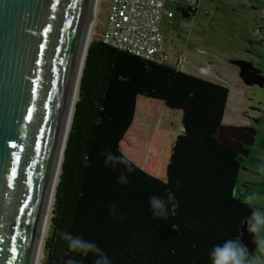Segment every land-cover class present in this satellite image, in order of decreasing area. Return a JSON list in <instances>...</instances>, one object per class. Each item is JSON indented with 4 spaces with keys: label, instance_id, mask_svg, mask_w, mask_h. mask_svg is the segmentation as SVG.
Masks as SVG:
<instances>
[{
    "label": "trees",
    "instance_id": "16d2710c",
    "mask_svg": "<svg viewBox=\"0 0 264 264\" xmlns=\"http://www.w3.org/2000/svg\"><path fill=\"white\" fill-rule=\"evenodd\" d=\"M196 11L174 5L170 20ZM165 60L89 43L43 264H211L225 240L246 248L254 211L235 194L239 152L219 135L229 90ZM63 233L97 251L73 252Z\"/></svg>",
    "mask_w": 264,
    "mask_h": 264
},
{
    "label": "water",
    "instance_id": "95a60500",
    "mask_svg": "<svg viewBox=\"0 0 264 264\" xmlns=\"http://www.w3.org/2000/svg\"><path fill=\"white\" fill-rule=\"evenodd\" d=\"M98 1L0 0V264H39Z\"/></svg>",
    "mask_w": 264,
    "mask_h": 264
},
{
    "label": "rangeland",
    "instance_id": "374dc122",
    "mask_svg": "<svg viewBox=\"0 0 264 264\" xmlns=\"http://www.w3.org/2000/svg\"><path fill=\"white\" fill-rule=\"evenodd\" d=\"M110 1H98L89 43L101 38ZM263 7L264 0H199L192 18L164 19L161 27L166 63L228 88L223 125L231 126L232 131L225 134L226 143L239 152L241 163L235 194L247 202L251 197L248 203L253 211L261 213H264V173L259 171L264 168V19L260 14ZM233 60L250 62L258 82L245 83ZM51 217L52 212L50 221ZM250 218L243 226L250 264H257L258 257L259 264H264V254L257 251L254 242L264 239V228L258 234L251 233ZM50 221L45 238L50 233ZM43 253L40 264L44 263L45 250Z\"/></svg>",
    "mask_w": 264,
    "mask_h": 264
},
{
    "label": "built area",
    "instance_id": "2783aa9c",
    "mask_svg": "<svg viewBox=\"0 0 264 264\" xmlns=\"http://www.w3.org/2000/svg\"><path fill=\"white\" fill-rule=\"evenodd\" d=\"M199 0H111L101 40L145 60H165L162 22L177 4L198 7ZM264 19V7L260 10Z\"/></svg>",
    "mask_w": 264,
    "mask_h": 264
},
{
    "label": "clouds",
    "instance_id": "9594fccd",
    "mask_svg": "<svg viewBox=\"0 0 264 264\" xmlns=\"http://www.w3.org/2000/svg\"><path fill=\"white\" fill-rule=\"evenodd\" d=\"M110 155L108 159H112ZM128 171H133L129 168ZM260 172L264 173V168L259 169ZM127 183V180L123 181ZM249 197V203L251 202ZM153 209H162L164 204L161 200L156 197H152L150 200ZM162 213L157 212L156 215ZM164 218H167V213L162 214ZM264 228V213L254 211L250 218L249 231L253 234H258ZM63 238L68 241L69 248L76 253H81L82 256H88L89 252L97 251V247L93 243L84 244L78 238H72L70 234L63 233ZM257 245V251L264 254V239H257L254 241ZM211 264H250L248 260V252L246 248L240 243L239 240H225L222 244L214 246L210 252ZM65 264H80L79 261L67 260ZM96 264V262H95ZM257 264H259V257L257 258Z\"/></svg>",
    "mask_w": 264,
    "mask_h": 264
},
{
    "label": "bare ground",
    "instance_id": "6f19581e",
    "mask_svg": "<svg viewBox=\"0 0 264 264\" xmlns=\"http://www.w3.org/2000/svg\"><path fill=\"white\" fill-rule=\"evenodd\" d=\"M94 24V23H93ZM91 35V34H90ZM90 38V37H89ZM88 44H89V41H88ZM85 59V58H84ZM84 63V62H83ZM83 68V67H82ZM80 77H81V75H80ZM78 90H79V84H78V88H77V94H76V100H77V96H78ZM76 100H75V102H76ZM73 116V115H72ZM72 120V119H71ZM71 124V123H70ZM70 128V127H69ZM63 160V159H62ZM60 170H61V167H60ZM59 174H60V171H59ZM58 178H59V175H58ZM57 181H58V179H57ZM56 185H57V183H56ZM56 188V187H55ZM54 193H55V191H54ZM53 199H54V196H53ZM52 206H53V201H52ZM52 206H51V211H50V216H51V212H52ZM49 221H50V217H49ZM48 227H49V222H48V226H47V230H48ZM47 230H46V234H47ZM46 234H45V236H46ZM44 240H45V238H44ZM43 250H44V242H43V246H42V251H41V256H40V261H39V264L41 263V259H42V257H43Z\"/></svg>",
    "mask_w": 264,
    "mask_h": 264
},
{
    "label": "crops",
    "instance_id": "0c3cea01",
    "mask_svg": "<svg viewBox=\"0 0 264 264\" xmlns=\"http://www.w3.org/2000/svg\"><path fill=\"white\" fill-rule=\"evenodd\" d=\"M102 34V33H101ZM223 123H224V120H223Z\"/></svg>",
    "mask_w": 264,
    "mask_h": 264
}]
</instances>
